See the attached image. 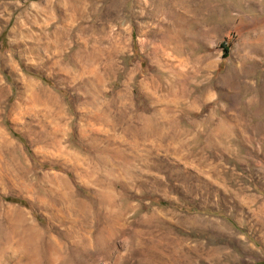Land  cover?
Instances as JSON below:
<instances>
[{
  "label": "rangeland",
  "instance_id": "rangeland-1",
  "mask_svg": "<svg viewBox=\"0 0 264 264\" xmlns=\"http://www.w3.org/2000/svg\"><path fill=\"white\" fill-rule=\"evenodd\" d=\"M0 264H264V0H0Z\"/></svg>",
  "mask_w": 264,
  "mask_h": 264
}]
</instances>
